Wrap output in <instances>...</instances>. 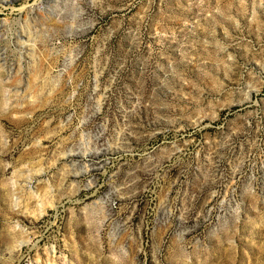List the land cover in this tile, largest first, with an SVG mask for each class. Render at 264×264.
Wrapping results in <instances>:
<instances>
[{
  "label": "rangeland",
  "instance_id": "obj_1",
  "mask_svg": "<svg viewBox=\"0 0 264 264\" xmlns=\"http://www.w3.org/2000/svg\"><path fill=\"white\" fill-rule=\"evenodd\" d=\"M53 262L264 264V0H0V264Z\"/></svg>",
  "mask_w": 264,
  "mask_h": 264
},
{
  "label": "bare ground",
  "instance_id": "obj_2",
  "mask_svg": "<svg viewBox=\"0 0 264 264\" xmlns=\"http://www.w3.org/2000/svg\"><path fill=\"white\" fill-rule=\"evenodd\" d=\"M52 257V256H51ZM55 260V259H54ZM52 261V260H51ZM55 262V261H54ZM54 262L53 263H50V264H54Z\"/></svg>",
  "mask_w": 264,
  "mask_h": 264
}]
</instances>
